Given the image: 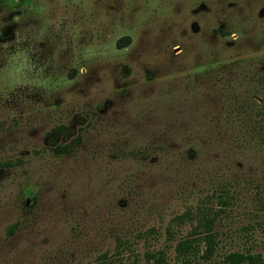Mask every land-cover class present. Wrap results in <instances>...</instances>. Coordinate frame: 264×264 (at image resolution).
Listing matches in <instances>:
<instances>
[{"label":"rangeland","instance_id":"1","mask_svg":"<svg viewBox=\"0 0 264 264\" xmlns=\"http://www.w3.org/2000/svg\"><path fill=\"white\" fill-rule=\"evenodd\" d=\"M192 237L264 255V0H0V264Z\"/></svg>","mask_w":264,"mask_h":264},{"label":"trees","instance_id":"2","mask_svg":"<svg viewBox=\"0 0 264 264\" xmlns=\"http://www.w3.org/2000/svg\"><path fill=\"white\" fill-rule=\"evenodd\" d=\"M125 40V41H124ZM129 37L120 38L117 41L118 47H124L128 44ZM60 149L59 151H61ZM58 151V152H59ZM206 232L204 234L205 241V249L203 251V258L208 259L211 257V254L214 252L216 247L215 233L211 231V223L212 219L207 220ZM195 237L187 238L179 241L176 245V255L181 258V261L178 264H187L189 262V258L187 257L188 253L194 251L196 248ZM146 258L148 261H152V264H165V257L162 251L155 252H147ZM264 260V255H260L258 253H242V252H230L224 255L223 259L220 262L215 264H242V263H250L257 264L261 263ZM150 264V262H149Z\"/></svg>","mask_w":264,"mask_h":264}]
</instances>
